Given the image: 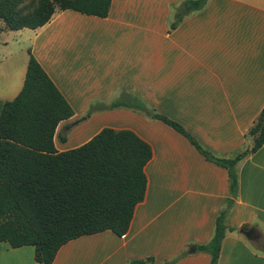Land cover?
Masks as SVG:
<instances>
[{
    "label": "crops",
    "instance_id": "obj_1",
    "mask_svg": "<svg viewBox=\"0 0 264 264\" xmlns=\"http://www.w3.org/2000/svg\"><path fill=\"white\" fill-rule=\"evenodd\" d=\"M183 1L112 0L107 18L57 11L47 25L32 30V55L74 111L57 128L59 152L86 144L105 128L134 131L153 149L145 168L146 198L127 234L105 231L73 240L53 264L149 258L164 264L182 254L174 264L211 262L209 254L189 250L214 236L230 194L227 169L144 112L106 109L131 93L215 153L253 146L246 134L264 109V0H209L170 31L172 8ZM0 46L5 50L0 53L1 115L4 104L23 89L30 54L6 40ZM238 172L239 196L227 216L234 231L223 241L219 264H264V253L241 232L248 225L264 237V146L240 162ZM0 264L39 263L34 247L0 243Z\"/></svg>",
    "mask_w": 264,
    "mask_h": 264
},
{
    "label": "trees",
    "instance_id": "obj_2",
    "mask_svg": "<svg viewBox=\"0 0 264 264\" xmlns=\"http://www.w3.org/2000/svg\"><path fill=\"white\" fill-rule=\"evenodd\" d=\"M0 19L13 31L36 30L47 25L57 10L41 0L40 11L17 19L14 9L21 0H2ZM209 0H184L173 8L169 30ZM112 0H62L59 11L107 18ZM30 60L22 91L4 104L0 115V243L11 248H35V261L53 264L59 250L83 236L111 231L123 237L129 231L137 206L146 198L145 168L153 158L152 146L131 130L105 128L86 144L59 152L55 147L58 126L74 111L29 50ZM124 107L144 112L184 136L207 161L227 169L230 194L216 220L212 240L198 246L219 264L223 241L234 229L227 216L239 196L238 165L264 146V109L246 136L251 148L229 155L202 146L183 125L148 107L131 93L123 94L106 109ZM91 112L87 115L89 117ZM67 137L61 136L66 141ZM245 235V234H244ZM264 253V237L248 238ZM185 254L164 264H174ZM153 259L129 264H152Z\"/></svg>",
    "mask_w": 264,
    "mask_h": 264
},
{
    "label": "rangeland",
    "instance_id": "obj_3",
    "mask_svg": "<svg viewBox=\"0 0 264 264\" xmlns=\"http://www.w3.org/2000/svg\"><path fill=\"white\" fill-rule=\"evenodd\" d=\"M48 1H50L55 11L56 10L59 11L60 2L62 0H48ZM4 4L6 5L7 3H3L2 0H0V6H3ZM40 7H41V0H21L20 4L14 9V15L17 19L33 16L40 11ZM4 28L5 30H3ZM32 35L33 32L30 29L23 31H13L11 27L4 20L0 19V45L5 44V40H6V42L10 46H17L19 50H24L25 52H27L31 49ZM14 49L11 48V50ZM1 52H5V50H3V47L0 46V53ZM124 92H127L126 89H124ZM96 128L89 130L86 137L90 136L96 130ZM61 134L67 135V130L66 129L63 130ZM251 231L253 230L251 229ZM252 233L253 235L255 234L254 232ZM261 234L263 233L261 232Z\"/></svg>",
    "mask_w": 264,
    "mask_h": 264
},
{
    "label": "water",
    "instance_id": "obj_4",
    "mask_svg": "<svg viewBox=\"0 0 264 264\" xmlns=\"http://www.w3.org/2000/svg\"><path fill=\"white\" fill-rule=\"evenodd\" d=\"M241 232H242L243 234H245V236H247V238H253V233H252V231L250 230V228H249L248 225L243 226L242 229H241ZM196 251H197L196 246H193V247L191 248V250L189 251V253H190V254H193V253H195Z\"/></svg>",
    "mask_w": 264,
    "mask_h": 264
}]
</instances>
